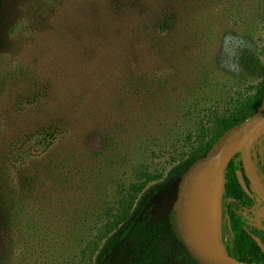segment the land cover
Instances as JSON below:
<instances>
[{
  "label": "rangeland",
  "instance_id": "374dc122",
  "mask_svg": "<svg viewBox=\"0 0 264 264\" xmlns=\"http://www.w3.org/2000/svg\"><path fill=\"white\" fill-rule=\"evenodd\" d=\"M11 1L33 10L27 21L46 17L16 56L41 79L45 97L11 80L0 92V137L28 144L50 128L47 142L55 141L31 149L45 168L29 194L30 209L43 211L40 236L1 229L0 264H77L108 209L148 174L157 179L131 218L150 213L176 224L180 178L171 172L183 163L189 134L194 140L200 121L211 122L238 87L263 78L264 0ZM253 158L264 177V137ZM216 175L223 183L216 245L232 255L228 212L262 227L264 204L235 201L224 171ZM131 242L117 245L108 264H121ZM168 249L169 264H193L180 238Z\"/></svg>",
  "mask_w": 264,
  "mask_h": 264
},
{
  "label": "trees",
  "instance_id": "16d2710c",
  "mask_svg": "<svg viewBox=\"0 0 264 264\" xmlns=\"http://www.w3.org/2000/svg\"><path fill=\"white\" fill-rule=\"evenodd\" d=\"M12 5L14 4L11 0H0V92L11 85V80L17 78L25 91H33L35 99L38 100L36 96L45 97L40 89L41 79L37 78L35 73L29 72L20 62H16V56L18 47L26 44L29 34L36 31V24L46 17L27 21V16L33 13V10L27 12L24 5L13 9ZM22 11L25 17L21 16ZM261 71L263 78L259 83L238 87L233 97L220 107V112L211 122L209 119L206 122L200 121L194 140L189 134L190 147L182 155L181 166L171 172L173 176L181 178L192 164L208 154L228 130L256 113L264 100V64ZM45 131L52 132L41 134V131L37 130L34 140L28 144H23L16 138L0 137V230L5 232L6 228L17 227L18 231L22 229V233L30 239L40 236L43 220L41 209H30V186L34 185L39 174L45 171L42 162L37 160L41 153L31 149L35 146L32 145L34 142L42 144L44 151L54 145V139L47 141L54 135L55 130L48 128ZM255 148L256 146L252 153ZM236 164H241L240 155H236L224 171L225 190L235 201L252 204L254 199L244 192L238 182ZM255 166L264 184L262 169L259 164ZM155 179L156 176L146 175L143 181L131 184L126 197L119 198L112 204L94 238L81 250L77 264H108L114 248L127 239L132 242L121 264H169L172 261L175 256L168 249V245L169 239L179 243L176 224L160 222L150 213L131 218L139 195ZM246 182L249 184L247 179ZM227 215L233 237L232 256L243 261L264 264V221L262 227H257L234 211L228 212ZM7 235L4 233L2 237L6 238ZM104 240L109 241L106 248L100 250ZM183 255L193 264H199L187 250Z\"/></svg>",
  "mask_w": 264,
  "mask_h": 264
},
{
  "label": "water",
  "instance_id": "95a60500",
  "mask_svg": "<svg viewBox=\"0 0 264 264\" xmlns=\"http://www.w3.org/2000/svg\"><path fill=\"white\" fill-rule=\"evenodd\" d=\"M263 137L264 100L251 118L228 130L208 154L192 164L180 178L175 197L177 232L185 249L199 264H260L237 259L212 244L197 220L196 196L206 173L214 168L225 171L233 158L240 155L241 164L235 165L238 182L248 196L254 199L256 195L264 204V184L252 153Z\"/></svg>",
  "mask_w": 264,
  "mask_h": 264
},
{
  "label": "bare ground",
  "instance_id": "6f19581e",
  "mask_svg": "<svg viewBox=\"0 0 264 264\" xmlns=\"http://www.w3.org/2000/svg\"><path fill=\"white\" fill-rule=\"evenodd\" d=\"M222 172L214 168L204 175L197 190V220L205 236L217 244L220 221V195L222 192V179L216 174ZM220 246V245H219Z\"/></svg>",
  "mask_w": 264,
  "mask_h": 264
},
{
  "label": "flooded vegetation",
  "instance_id": "af4514ba",
  "mask_svg": "<svg viewBox=\"0 0 264 264\" xmlns=\"http://www.w3.org/2000/svg\"><path fill=\"white\" fill-rule=\"evenodd\" d=\"M256 197H257V196L255 195V198H256ZM255 198H254V199H255ZM257 198H258V197H257ZM252 199H253V198H252ZM261 202H262V201H261Z\"/></svg>",
  "mask_w": 264,
  "mask_h": 264
}]
</instances>
